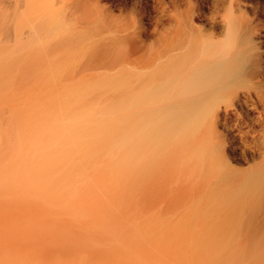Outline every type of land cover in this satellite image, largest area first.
<instances>
[{"label": "bare ground", "instance_id": "bare-ground-1", "mask_svg": "<svg viewBox=\"0 0 264 264\" xmlns=\"http://www.w3.org/2000/svg\"><path fill=\"white\" fill-rule=\"evenodd\" d=\"M242 1L226 0L230 5L226 8L216 0L208 14L212 27L207 31L195 22L205 15L201 0H0V62L10 79L34 84L41 110L55 119L66 116L68 122V117L83 116L86 119L74 126L127 131L133 189L143 190L151 218L164 224L169 195L186 192L191 201L199 186L208 188L218 172L214 160L206 158L211 153L205 146L210 153L205 159L210 162L204 160L206 165H199L202 169L198 160L191 164L186 148L192 139L186 143L183 131L200 125L198 121L217 97L229 91L241 75L261 77L264 30L242 11L236 15L232 7ZM249 83L245 86L251 87ZM238 93L232 91L235 98ZM216 149L213 156L221 158ZM151 152L157 159L149 162L145 157ZM185 155L191 165H184V158L182 169H176ZM179 169L182 173L174 174ZM255 174L264 177V168ZM254 199L249 201L250 210L223 211L204 225L238 226L243 242L232 251L231 264H264L261 245L253 244L264 228V194ZM59 238L69 247L75 244L67 230ZM19 246L0 242V264H36V254Z\"/></svg>", "mask_w": 264, "mask_h": 264}, {"label": "rangeland", "instance_id": "rangeland-1", "mask_svg": "<svg viewBox=\"0 0 264 264\" xmlns=\"http://www.w3.org/2000/svg\"><path fill=\"white\" fill-rule=\"evenodd\" d=\"M201 1L205 15L195 22L210 31L208 14L216 0ZM221 1L230 7L226 0ZM232 8L236 15L242 11L247 18L258 20L264 30V0H243ZM260 74L258 79L241 75L235 86L217 97L221 101L213 102L214 106L219 101L211 106L210 116L200 118L198 122L203 124L183 131L186 143L192 139L186 148L191 164L198 160L197 166L204 168L200 166L209 161L205 157L211 153L206 158L214 160L218 172L213 178L217 180L212 178L208 188L199 186L191 201L175 183L180 195L175 191L169 195V211L162 224L151 218L143 190L133 189L127 131L102 125H96L98 129L95 125L90 129L74 126L86 119L83 116L68 117V122L66 116L55 119L41 110L34 84L10 79L0 62V242L18 243L19 249L33 251L36 264H231L232 251L243 242L238 226L204 225L223 211L250 210L249 201L264 194V177L255 174L264 168V68ZM234 90L239 92L238 98L232 95ZM213 141L218 145L211 146L213 150L220 147L215 153L221 158L213 156L209 147ZM203 147L210 148V153ZM181 157L176 169L184 164L186 155ZM145 158L152 162L157 156L151 152ZM177 171L174 174L182 173ZM252 189L259 192L252 193ZM64 230L73 236V247L61 243ZM260 233L257 241L246 242L259 244L264 251V228Z\"/></svg>", "mask_w": 264, "mask_h": 264}]
</instances>
